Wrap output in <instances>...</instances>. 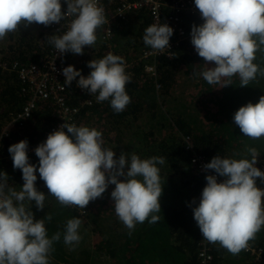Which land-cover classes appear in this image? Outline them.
Instances as JSON below:
<instances>
[{
  "label": "clouds",
  "instance_id": "1",
  "mask_svg": "<svg viewBox=\"0 0 264 264\" xmlns=\"http://www.w3.org/2000/svg\"><path fill=\"white\" fill-rule=\"evenodd\" d=\"M64 3L66 10H62L61 0H0V40L21 26L27 28L35 23L47 27L71 17L67 30L49 36L48 42L61 56L66 52L83 54L85 46L96 43V30L106 23L103 5L99 0ZM194 4L203 23L192 24L190 42L205 67L199 72L194 69L193 75L202 76L209 85H218L216 88L232 85L233 77L239 78L242 87L249 86L258 75L264 77V67L254 62L258 52L264 53V0H194ZM115 23L119 21L112 23V30ZM172 35V27L157 20L146 27L143 43L163 54L170 47ZM111 47V41L110 49L116 48V43ZM127 51L129 55L135 50ZM87 66L91 69L87 76L72 65L64 67V84L71 85L76 80L78 87L96 95L98 103L109 101L114 112L124 111L131 102L125 89L131 77L125 70L124 58L110 51L100 59H91ZM52 68L55 71L54 64ZM232 119L249 139L264 138V95L256 103L240 106ZM103 145L100 130L64 121L35 147L38 166L29 163L26 139L8 147L13 168L22 171L24 183L16 190L9 186L7 173L0 172V264H50L53 244L61 239L59 231L48 236L45 221L52 219L50 213L34 219L33 203L42 210L46 199L45 193L35 186L36 172L48 194L65 207L86 209L90 201L102 197L109 185H114L110 197L129 234L137 224L160 220L159 198L164 183L158 165H164L165 158L141 159L123 151L117 157L113 149ZM245 147L250 159L216 155L202 166L215 174L205 176L199 202L192 207L203 238L232 255L247 249L248 242L264 227V189L257 186V180L264 182V171L256 167L260 152L256 147ZM218 176L223 180L218 182ZM81 224L76 217L67 220L65 245L80 242Z\"/></svg>",
  "mask_w": 264,
  "mask_h": 264
},
{
  "label": "trees",
  "instance_id": "2",
  "mask_svg": "<svg viewBox=\"0 0 264 264\" xmlns=\"http://www.w3.org/2000/svg\"><path fill=\"white\" fill-rule=\"evenodd\" d=\"M64 5V0H61V6ZM123 22L121 24L119 21L113 26V39L120 41L114 50L98 34L100 46H85L83 54L79 55L68 52L72 57L78 56L75 69L87 76L91 71L87 62L91 59H100L110 51L123 58L128 56L127 50L132 48L130 45L133 46V42L143 36L150 25V17L145 10H138ZM181 23L191 30L197 20L182 14ZM126 24L131 27L128 40L121 34L122 29L128 26ZM51 35H54L53 32L44 25L33 23L27 28L21 26L19 31L8 33L5 40H0L3 44L0 45V60L37 63L53 46L48 42ZM189 42L178 47L173 58L160 57L153 62L156 77L145 71L144 63L134 69L130 82L125 86L131 102L124 111L116 113L109 101H103L81 107L76 115L77 126L88 123L94 125L102 132L103 146L113 149L117 157L123 151L129 157L135 153L141 159L152 156L165 158V164L158 165L164 183L159 198L160 220L154 224H149L147 220L137 224L129 234L115 210L112 211L110 207V191L114 187L109 186L102 197L90 201L84 212H79L71 206H61L55 197L49 195L44 181L36 172L35 186L45 193L46 199L42 210H37L33 203L31 210L34 219L50 213L52 219L45 221L48 236L51 237L57 231L62 234L61 239L53 244L50 264H95L92 248L82 246V236L88 228V233L103 242L100 250L111 259V264H202L199 255L202 236L193 219L192 207L199 202L206 184V174L191 162L192 151L203 155L207 162L216 155L250 159L245 147L247 145L256 147L260 152L256 167L264 165V138L249 139L232 119L240 106L248 102L256 103L264 95V77L258 75L249 86L243 87L239 86V78L233 77L232 85L216 88L218 85H209L202 76L193 75L196 79L194 83H189L188 91L177 93L171 88L176 82L178 69L188 67L186 70L190 72L205 67L203 59L197 53L193 54L195 49ZM254 62L264 67V53L258 52ZM209 67L212 66L209 64ZM0 82L1 129L10 114L21 109L25 97L19 95L21 84L14 71L0 67ZM75 82L73 80L66 91V100L70 105H76L80 100ZM55 120L46 102L40 101L30 118L10 128L9 136L3 140L0 148V172L7 173L10 187L20 190L24 181L22 171L14 169L12 157L7 156L8 147L22 139L28 143L37 142ZM130 129L135 134L134 141L127 138ZM29 163L38 166L39 158L30 156ZM257 186L262 188L264 182L257 180ZM74 217L82 221L79 229L82 239L74 246L65 245L64 228L67 220ZM249 243L264 251V227ZM206 246V253L210 255L209 264H256V259H252L246 250L232 255L219 244L207 241Z\"/></svg>",
  "mask_w": 264,
  "mask_h": 264
},
{
  "label": "built area",
  "instance_id": "3",
  "mask_svg": "<svg viewBox=\"0 0 264 264\" xmlns=\"http://www.w3.org/2000/svg\"><path fill=\"white\" fill-rule=\"evenodd\" d=\"M99 2L103 5L106 23L96 30V35L100 34L109 47L113 39L112 20L113 22L123 20L128 17L129 13L138 10H145L149 14L150 25L158 20L159 23H167L173 29V35L169 39L170 47L165 49L163 54H157L149 46L143 45L136 55L131 53L124 58L125 70L129 75L133 74L135 67L139 63H145V70L152 76H156V68L153 62L160 57L173 58L176 49L183 43L190 41V30L181 23L182 14L194 17L197 20V25L203 23L199 10L195 7L194 0H99ZM62 10H66V4L62 7ZM71 19V17H66L60 24L53 23L47 26V29L52 31L54 35H61L67 30ZM73 58L68 55V52L61 56L52 46L49 53L41 57L37 63L0 60L2 69L16 73L21 84L19 95L25 97L21 109L16 113H11L0 129V148L3 140L9 136L10 128L15 125H21L26 119L30 118L37 110L40 101L46 102V106L54 113L56 120L44 132L40 140L35 143H28V157L34 156L38 158L35 155V147L44 142L47 135L56 130L64 121L77 125L76 115L81 107L101 103L97 102L96 95H90L87 91L78 87L76 82L74 86L80 95V100L77 101L76 105L67 103L66 91L68 85L64 84L62 69L68 65L76 68L78 61L73 60ZM52 64L55 66V71H53ZM188 145L190 146L189 143ZM7 156L11 157V154L8 153ZM191 162L197 166L200 172L206 175L215 174L213 170L206 172L203 169L202 166L207 163V160L195 150L192 151ZM260 169L264 171V165ZM217 179L220 182L223 177L218 176ZM262 189H264V186ZM71 207L79 212H84V209L75 206ZM206 242L202 236V249L199 251V255L202 257L200 258L202 264H209L208 258H210V255L206 253ZM245 250L250 253L252 259H256V264H264V251L261 248L252 246L248 242V247Z\"/></svg>",
  "mask_w": 264,
  "mask_h": 264
},
{
  "label": "rangeland",
  "instance_id": "4",
  "mask_svg": "<svg viewBox=\"0 0 264 264\" xmlns=\"http://www.w3.org/2000/svg\"><path fill=\"white\" fill-rule=\"evenodd\" d=\"M123 23L124 22H121V24H123ZM126 25H128V24H126ZM132 27H134V26H132ZM130 31H131V27L129 25L122 29L121 34L124 35L125 40L129 39L128 34ZM3 40H5V39H3ZM112 40H113L112 41V47H113V43H116L117 46L119 45L120 41L117 42L114 39H112ZM123 41H124V39L121 42H123ZM0 45L2 46L3 44L0 42ZM100 45H101V41L97 38L96 43L94 45H92L91 47H98ZM143 45H145L143 43V36H140L136 42H133V46L130 45V47H132V48H135L136 46H138L137 50H135L133 52H129V53L131 54V53H134L137 51L136 52V54H137L139 52L138 49ZM194 53H196V51H193V54ZM73 60H78V56H75L73 58ZM210 65L214 66L213 64H210ZM186 69H188V67L180 68L177 70L176 82L173 85V87L171 88V89L176 90L177 93H180V92L183 93L184 91H188L189 83H191V84L194 83V81H195L194 79H196L193 76V71L189 72ZM199 71L200 70L197 69V72H199ZM199 79H200V77H199ZM87 126L95 127L94 125H90V123H88ZM134 137H135V134L130 129V132L127 134V138L132 139L134 141ZM121 179H122V177H121ZM109 186L114 187V185H109ZM111 202H112V200H111ZM110 207H111L112 211H114L113 203L110 204ZM88 231L90 232L89 228L86 230V233L82 236L83 242H84V245H82V246L85 248H87V246L89 248H92L91 249L92 250V256L96 259L95 264H111V259H109L107 257V254L105 252L100 250V247H101L103 242H101L99 238H95L93 234L91 235L90 233H88ZM82 237H81V239H82Z\"/></svg>",
  "mask_w": 264,
  "mask_h": 264
},
{
  "label": "flooded vegetation",
  "instance_id": "5",
  "mask_svg": "<svg viewBox=\"0 0 264 264\" xmlns=\"http://www.w3.org/2000/svg\"><path fill=\"white\" fill-rule=\"evenodd\" d=\"M132 13H129V15L128 16H130ZM190 43V42H189ZM184 44H188V43H184Z\"/></svg>",
  "mask_w": 264,
  "mask_h": 264
},
{
  "label": "crops",
  "instance_id": "6",
  "mask_svg": "<svg viewBox=\"0 0 264 264\" xmlns=\"http://www.w3.org/2000/svg\"><path fill=\"white\" fill-rule=\"evenodd\" d=\"M109 201H110V204H112L111 200H109Z\"/></svg>",
  "mask_w": 264,
  "mask_h": 264
}]
</instances>
